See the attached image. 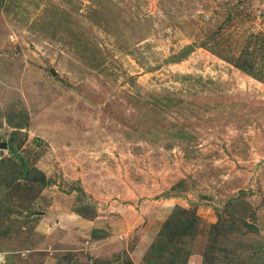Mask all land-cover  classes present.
I'll return each mask as SVG.
<instances>
[{
	"label": "rangeland",
	"instance_id": "374dc122",
	"mask_svg": "<svg viewBox=\"0 0 264 264\" xmlns=\"http://www.w3.org/2000/svg\"><path fill=\"white\" fill-rule=\"evenodd\" d=\"M0 264H264V0H0Z\"/></svg>",
	"mask_w": 264,
	"mask_h": 264
},
{
	"label": "water",
	"instance_id": "95a60500",
	"mask_svg": "<svg viewBox=\"0 0 264 264\" xmlns=\"http://www.w3.org/2000/svg\"><path fill=\"white\" fill-rule=\"evenodd\" d=\"M195 50V48L193 46H190L186 53L184 54L183 58H186L187 56H189L193 51ZM53 75L55 76L56 75V72L55 71H52ZM2 147L3 148H7V144H2Z\"/></svg>",
	"mask_w": 264,
	"mask_h": 264
},
{
	"label": "trees",
	"instance_id": "16d2710c",
	"mask_svg": "<svg viewBox=\"0 0 264 264\" xmlns=\"http://www.w3.org/2000/svg\"><path fill=\"white\" fill-rule=\"evenodd\" d=\"M189 221H190V219L187 218V219L181 220L179 223H180L182 226H185ZM214 228H217V226H214Z\"/></svg>",
	"mask_w": 264,
	"mask_h": 264
}]
</instances>
